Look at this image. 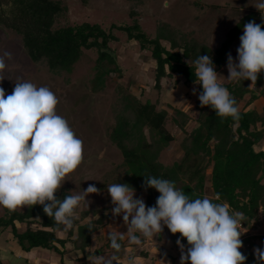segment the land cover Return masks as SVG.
<instances>
[{"label":"trees","instance_id":"obj_1","mask_svg":"<svg viewBox=\"0 0 264 264\" xmlns=\"http://www.w3.org/2000/svg\"><path fill=\"white\" fill-rule=\"evenodd\" d=\"M226 15H241L243 9L221 8ZM68 7L60 0H0V27L20 38L22 48L34 64H45L49 72L56 76H72L84 63L87 52H96L91 84L97 92L108 87L112 75L118 80L122 70L114 56L112 45L119 41L114 30L126 36L129 42H135L140 49L148 51L155 63L154 88L161 91L164 79L182 78L184 85L197 86L195 108L198 110L197 125L180 143L182 158L170 165L160 161L161 153L175 141L168 130L169 122L181 130H186L191 117L180 109H174L172 119L165 110L158 109V101L141 102L122 84L116 85L117 98L113 106V121L106 130L110 143L122 154L123 160L114 169L104 175L102 188L113 183H126L135 189V194L142 198L149 207L155 206L160 195L154 188L145 185V178L154 176L174 182L177 189L190 198L208 197L216 203L227 204L231 212H241L246 219L242 227L249 229L258 221L259 211L264 213V151H257L264 142V116L258 109L250 108L253 103L264 97V73L259 74L256 85L251 81H230L220 83L225 86L236 100V106L244 102L239 109V119L221 118L210 106L201 107L198 96L202 86L195 83L194 61L200 55H209L215 71L227 69L231 47L243 34V25L254 21L264 28V20L257 12L240 16L237 23L226 34L224 41L211 48L205 42L190 40L169 24L160 22L155 37L145 33L136 10L131 12L132 23L112 24L104 29L100 24L80 23L62 24L67 20ZM236 61V60H234ZM237 62V61H236ZM259 90V91H257ZM249 95V98H245ZM210 170V174H207ZM210 182L211 194L207 193ZM81 186L66 185L56 193L63 200L68 195H75ZM219 194L220 199L216 200ZM107 205L95 210H82L73 217V227L65 230L43 212V206H27L25 210L9 212L2 206L0 215V240L3 233L11 230L12 239L24 252L34 249L52 251L60 256L69 243L73 251L80 252L84 258L96 256L90 254L94 235L108 224L112 218L111 197L106 193ZM76 215H78L76 217ZM90 216L93 218L85 222ZM26 226L20 230V226ZM36 225V228L32 226ZM164 232L168 229L165 226ZM65 235L64 238L58 236ZM170 238L181 239L188 248L186 239L179 234L168 232ZM142 244L144 238L142 237ZM264 243V236L252 243L258 248ZM124 250L128 241H120ZM249 248L240 250L246 257L245 264H260L256 260L251 241L245 240ZM110 247V241L107 240ZM105 244V245H106ZM0 264H7L1 257ZM63 249V250H62ZM122 264V262H118Z\"/></svg>","mask_w":264,"mask_h":264},{"label":"clouds","instance_id":"obj_2","mask_svg":"<svg viewBox=\"0 0 264 264\" xmlns=\"http://www.w3.org/2000/svg\"><path fill=\"white\" fill-rule=\"evenodd\" d=\"M256 8L264 10V3ZM237 54L238 62L228 55L227 79L249 80L250 86L256 85L259 74L264 73V28L260 24L252 21L243 25ZM4 56L11 58L7 52ZM194 65V82L202 86L198 96L201 107L210 106L217 116L238 120L237 102L218 82L220 74L211 56L200 55ZM5 68V59L0 57V81L4 80ZM57 104L56 95L48 87L16 81L9 95L0 87V206L14 212L18 207L41 205L48 217L68 230L73 227L75 209L99 190L89 185L82 194L63 200L56 195L65 178L83 161V142L57 114ZM145 185L160 194L155 206L134 198L135 189L126 183L107 186L114 205L111 213L122 215L127 231L109 233L113 255L97 256L92 264H118L116 253L121 251L120 241L125 236L130 245L140 246L141 237H157L165 226L187 241L186 252L181 239L176 241L181 250L180 264H245L247 257L240 251L244 234L240 228L246 219L243 213L231 212L227 204L208 197L190 198L167 179L150 176L145 178ZM254 252L256 260L264 264V250L257 248ZM128 264L134 262L129 260Z\"/></svg>","mask_w":264,"mask_h":264},{"label":"rangeland","instance_id":"obj_3","mask_svg":"<svg viewBox=\"0 0 264 264\" xmlns=\"http://www.w3.org/2000/svg\"><path fill=\"white\" fill-rule=\"evenodd\" d=\"M60 1L69 10L67 20H64L62 24L98 23L104 29L109 30L112 24L118 26L131 24V12L136 10L138 13L136 16L142 30L150 37H155L157 26L162 22L169 24L181 34L187 36L188 39L196 40L200 43L205 42L214 49L224 41L226 34L234 27L240 16L249 12H257L261 16V19L264 20V10L256 8L258 4L264 3V0ZM215 6H221V8H239L243 9V11L241 15L235 18V15H226L225 12L222 13L219 9H215ZM114 33L119 37V41L112 45V49L115 52L114 56L117 59V63L122 70V77L118 80L115 75H112V80L109 81L108 87L103 91L97 92L90 82L94 71V62L97 58L96 52H87L84 63L80 65L72 76L66 74L56 76L49 72L45 64L32 63L23 51L20 38L5 28L0 27V57H3L6 63V68L3 71L4 80L0 81V87L5 90L6 95L12 93L16 81L31 82L37 87H48L58 99L57 114L67 120L75 135L83 142V161L74 172L65 178L66 181L63 186H77L79 184L81 187H76L75 194H82L83 190L87 189L89 185H94L99 192L86 197L76 208L77 213L82 210H95L107 205V189L101 187L104 184V175L114 169L123 160L121 152L110 143L106 135L107 127L113 121V106L117 98L116 85L122 84L141 102H156L159 100L158 109L167 111L170 120L174 114V109H180L191 117L186 130L179 129L171 122L167 125L168 130L175 137V141L161 153L160 161L164 164L170 165L182 158L180 143L186 136V133H190L197 125L198 110L195 108L197 96L193 94V90L195 89L196 92L197 86L195 88L188 87L184 85L182 78L178 79L179 77H176L164 79L161 91L158 92L154 88L155 63L151 53L140 49L137 43L129 42L126 36L117 29L114 30ZM240 37H238L231 47V56L237 62V49L240 45ZM6 52L11 54V58L4 56ZM218 74H220L218 77L219 83L226 84L230 82L227 79L229 75L228 70ZM263 87L264 85L261 86V88ZM248 98L249 95L245 100ZM243 106L244 102L239 106V109H242ZM250 108L258 109L264 116V97L262 100L253 103ZM256 150L264 151V142ZM207 174H210V170H208ZM207 193L211 194L209 181L207 182ZM26 207H18L17 210L22 211ZM260 211L258 216L259 221L262 219ZM2 213V207L0 206V215ZM262 215L264 216L263 212ZM113 217L112 215L109 223L104 225L103 228L114 226L115 229V225H113L115 218ZM92 218L90 216L85 222ZM32 227L36 228L37 226L33 225ZM25 229L26 226H20L21 231ZM114 229L113 231H116ZM124 231H127V229ZM168 232L169 230L161 233L164 240H159V236L146 239V246L142 247L144 250H150L152 254L154 252L160 255L157 256L159 257L157 258V260L159 259L158 261L165 256V248L173 244ZM103 235L102 233L101 235H95V237L97 239H104ZM12 237L10 229L2 234L0 242L4 253H7L5 252L7 251V243ZM257 238L249 239L251 241L250 245L255 243L254 240ZM102 241H97L98 245L94 251L99 249L97 251L98 256L109 258L113 255L114 250H109L106 244L107 239ZM259 242L257 244H262V246H258V248L261 247V250H264V243ZM173 245L175 246V244ZM11 246L14 248L13 243H11ZM68 246L72 250L71 244H68ZM159 246L162 248H159ZM246 248H249V246ZM254 249L252 245L251 250L253 252ZM13 251V255L15 254L18 261L23 263L22 256L20 255L21 258L18 257V253L21 250L14 248ZM178 251L180 255L178 256L176 253L177 258H171L174 260V264H180L181 250L179 249ZM39 252L30 255L25 253L23 258L25 257L31 261L32 258L39 257L40 259L42 257L44 260H49L48 264H61L60 257L56 253L42 249ZM127 252H130V250H127ZM116 254L120 259H123V250ZM94 259L91 258L92 261ZM124 261L126 262V260ZM155 262L157 261L155 260L154 264ZM38 264H41V262L39 261Z\"/></svg>","mask_w":264,"mask_h":264},{"label":"crops","instance_id":"obj_4","mask_svg":"<svg viewBox=\"0 0 264 264\" xmlns=\"http://www.w3.org/2000/svg\"><path fill=\"white\" fill-rule=\"evenodd\" d=\"M219 73H223V71H220ZM190 87H194L195 88L196 85H192ZM262 99H260V100H262ZM262 107H263V105H262ZM134 198L141 199L136 194H135ZM113 218H115V220L113 222V225H115L116 231H113L114 226H111V224H110L111 227H108L107 226L106 228H103V230L102 229L99 230L97 233H95V235H101L103 233L104 234L103 235V238L105 240L106 239L108 240V234L109 233H111V232H122L123 233V230L127 229V227L124 225L122 215L119 216V217H115L114 216ZM240 231H241V233H244V231H246V230L243 229V230H240ZM124 232H126V231H124ZM63 235H64L63 233H59L58 234V236L60 238H64L65 236H63ZM95 235H94V239H93V245H92V247L89 250L90 254H92V252L94 251V249H96V246L98 245V242L97 241L104 240V239H99V238L97 239L95 237ZM161 239L164 240L163 239V236L160 234L159 235V240H161ZM123 241L124 242L125 241H128L127 236H125V239ZM145 241H146V238H144V243L141 244L140 246L130 245L129 243H127L125 249L123 250V259H120L119 258V262H122V264H128V261L129 260H132L134 262V264H154V261L156 260L157 262H155V264H158V263L159 264H174V262H173L174 260H172L171 258L172 257L177 258L176 253L178 254V256L180 255V252L178 251L180 248L179 247H175L171 243L172 244L171 245L172 247L169 246V247L165 248V251H164L165 256L163 258H161L162 261L161 260L158 261L159 259L157 260V258H159V257H157V256H160V255H158L157 253H154V252L152 254V252L150 250H146V249L144 250L143 249L146 246L145 245ZM258 241H256V243ZM11 243H13V246H14L15 249H17V250L20 249L21 250V248L19 247V245L17 244V242H15L13 239L9 240L8 243H7V245H8L7 246V251H5L7 253H4L3 252V248L1 246V257H2L3 260H5L7 262V264H38L39 261L41 262V264H48L49 263V260L48 259H45L44 260L42 257L40 259H39V257H35V259L32 258L31 261H30V259H27L25 257L23 258V256H25V253H28V255L35 254L36 252H39L40 249H34V250L30 251V252H24V251L21 250L22 252L20 251L18 253V257L21 258V256H22L23 263H20L18 261V258L15 257L16 255L15 254L13 255V252H14L13 249L14 248L11 246ZM68 244L66 245V247L64 249V254H63V263L64 264H80V263L81 264H86V263L87 264H92L93 261L91 260V258H95L96 256H98L97 251L99 249L95 250L96 251V254H97L96 256L93 257L92 255H89V257L84 258L83 255L80 252L71 250L69 248ZM108 248H109L110 251H113L112 248H110V247H108ZM159 248H162V247L159 246ZM255 249H257V248H255ZM260 249H261V247H260ZM125 250H126V252H125ZM127 250H130V252H127ZM184 250L186 252L187 251V248L185 247ZM143 251H145V252H143ZM50 252H52V251H50ZM101 253H102V251H101ZM57 256H59V255L57 254ZM124 260H126V262Z\"/></svg>","mask_w":264,"mask_h":264},{"label":"built area","instance_id":"obj_5","mask_svg":"<svg viewBox=\"0 0 264 264\" xmlns=\"http://www.w3.org/2000/svg\"><path fill=\"white\" fill-rule=\"evenodd\" d=\"M259 216V215H258ZM260 216L262 217V219H258L257 222L252 223V226L250 227L251 230H247L244 227H241L240 230L245 229L246 231H244V234L241 236V239L243 241V247L241 249H245L246 247H248L249 245H245V240L251 239V238H256V237H261L264 236V216L262 215V210L260 211ZM261 223V224H260ZM253 227V228H252Z\"/></svg>","mask_w":264,"mask_h":264}]
</instances>
